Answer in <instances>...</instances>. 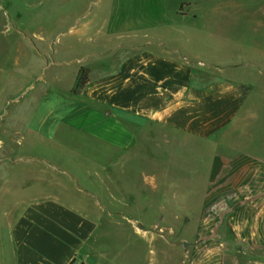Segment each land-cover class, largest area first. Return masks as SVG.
Returning a JSON list of instances; mask_svg holds the SVG:
<instances>
[{"label":"rangeland","instance_id":"374dc122","mask_svg":"<svg viewBox=\"0 0 264 264\" xmlns=\"http://www.w3.org/2000/svg\"><path fill=\"white\" fill-rule=\"evenodd\" d=\"M112 2L0 0V257L8 248L7 222L30 199L63 194L73 203L80 188L84 206L100 209L99 264H189V247L209 235L228 239L231 263L251 264L237 256L232 226L260 221L264 167L234 165L240 150L264 160V0H190L193 9L179 12L197 17L184 27L195 36L192 56L227 63L197 74V86L215 92L237 82L248 98L235 130L205 142L153 128L152 137L109 157L93 140L56 137L44 102L54 93L72 95L76 86L82 58L71 56L77 52L71 23L92 17L103 23ZM159 143L162 152L155 150ZM188 146L196 150L186 152ZM215 157L225 167L213 168ZM249 255L260 260L263 253Z\"/></svg>","mask_w":264,"mask_h":264},{"label":"crops","instance_id":"0c3cea01","mask_svg":"<svg viewBox=\"0 0 264 264\" xmlns=\"http://www.w3.org/2000/svg\"><path fill=\"white\" fill-rule=\"evenodd\" d=\"M189 1L113 0L103 23L97 17L71 23L69 41L71 50L77 51L71 56L82 58L73 86L82 68L90 71V81L80 96H72L70 90L64 96L54 93L44 102L53 113L49 122L56 137L75 143L93 140L99 143V153L110 157L115 149L138 144L137 138L152 137L153 128L205 142L235 130L248 98L242 96L237 82L215 92L205 91V84L197 86V74L227 63L211 59L205 64L188 50L195 36L187 34L185 25L197 17L188 10L183 15L179 12L183 7L193 9L195 4ZM179 19L184 20L183 27ZM52 51L59 54L55 48ZM155 137L159 138L158 133ZM160 146L163 149L162 144L155 145L157 152L163 151ZM186 149L196 150L195 146ZM239 153L234 168L254 167L256 162L264 167L263 159L246 155L250 153L245 150ZM225 161L215 157L212 167H225ZM85 192L76 190L79 196L74 194L73 203L63 194L30 199L7 222L8 248L6 253L2 250L0 264H99L94 253L100 243V209L84 206ZM5 216L8 220L9 215ZM259 217L257 224L232 226L234 243L239 245L237 256L251 264H264V209ZM231 249L224 237L198 238L189 247V264H240L228 260ZM255 250L263 253L260 260L249 255Z\"/></svg>","mask_w":264,"mask_h":264},{"label":"trees","instance_id":"16d2710c","mask_svg":"<svg viewBox=\"0 0 264 264\" xmlns=\"http://www.w3.org/2000/svg\"><path fill=\"white\" fill-rule=\"evenodd\" d=\"M90 81V71L82 68L79 72L77 83L75 88L72 90V95L80 96L83 90L87 87Z\"/></svg>","mask_w":264,"mask_h":264},{"label":"water","instance_id":"95a60500","mask_svg":"<svg viewBox=\"0 0 264 264\" xmlns=\"http://www.w3.org/2000/svg\"><path fill=\"white\" fill-rule=\"evenodd\" d=\"M190 246V244H188V243H184V247L185 248H188Z\"/></svg>","mask_w":264,"mask_h":264}]
</instances>
